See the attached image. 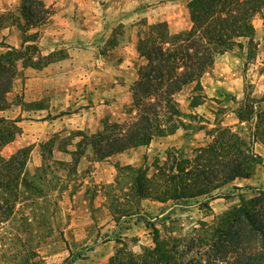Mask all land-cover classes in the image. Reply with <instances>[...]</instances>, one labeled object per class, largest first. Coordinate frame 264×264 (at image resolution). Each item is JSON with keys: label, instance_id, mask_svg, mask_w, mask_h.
<instances>
[{"label": "rangeland", "instance_id": "obj_1", "mask_svg": "<svg viewBox=\"0 0 264 264\" xmlns=\"http://www.w3.org/2000/svg\"><path fill=\"white\" fill-rule=\"evenodd\" d=\"M5 1L0 0V10L13 13L5 25L20 31V0H10L9 4ZM96 1L102 5L124 0ZM170 1L159 0L155 4L166 8ZM174 1H182L187 7L191 0ZM143 6L147 4L143 2ZM144 22L141 19L139 24ZM252 25L253 44L247 47L241 41L242 48L235 47L217 57L218 72L210 69L203 75L209 84L230 77L226 91L207 97L199 79L176 96L186 115L185 127L178 129L180 134L166 149L138 146L131 148L124 160L119 154L95 161L96 164L90 160L91 148L84 144L104 124L130 119L127 111L132 96L122 106L105 103L112 104L108 108H102L104 103L100 101L84 99L73 103L74 109L88 110L84 123L90 129H58L48 134V140L42 137L30 144L20 137V143L30 149H19L22 153L18 161H30L32 165L25 170L26 188H13L11 195L4 197L0 190V264H203L207 250L203 245L205 230L248 199L253 189L264 187V145L258 139L259 130L255 133L253 127L258 121L264 124V8L253 17ZM28 34L20 32L19 37L22 40ZM121 34V26L115 27L99 53L78 55L77 60L118 62L121 53L115 46ZM58 51L66 53L63 49ZM20 66L18 63L15 80L23 79ZM196 103L203 107L193 112L190 105ZM11 104L29 111L49 105L25 104L19 95L8 102V108ZM249 108L255 113L263 108V116L248 115ZM238 112L242 122L237 118ZM34 115L32 120H42L41 114ZM4 125L2 122L0 129ZM6 125L14 139L22 133L16 123ZM221 128L237 135L255 155L246 172L248 176L212 189L209 194L202 191L185 195L202 189L199 182L193 184L185 176L193 167L186 162L204 161L199 150L206 148ZM81 151L91 163H81L82 156L75 162L78 155L74 153ZM34 161L38 165L34 166ZM81 164L84 166L78 171ZM201 178L197 177L198 181ZM136 182L142 185L140 191Z\"/></svg>", "mask_w": 264, "mask_h": 264}, {"label": "trees", "instance_id": "obj_2", "mask_svg": "<svg viewBox=\"0 0 264 264\" xmlns=\"http://www.w3.org/2000/svg\"><path fill=\"white\" fill-rule=\"evenodd\" d=\"M263 8L264 0H191L187 6L188 29L173 34L166 22L146 25L136 45L145 64L138 68L137 79L130 89L132 103L127 111L130 119L122 123H106L101 131L89 137L84 146L91 148L90 160H106L131 148L147 146L154 137L172 135L177 129H184L186 115L179 108L177 94L185 87L198 83L218 55L235 47L242 48L243 40L250 47L254 36L252 19ZM19 9L23 21L20 28L22 34L46 24L53 14L51 7H47L42 0H20ZM11 17L12 12L0 14V29L7 26L5 24ZM28 36L22 39L20 48L0 43V47L6 48L0 53V110L8 108L7 95L18 75V63L23 68L41 69L67 56L60 51L41 55L36 45L38 32ZM27 42L30 45H24ZM197 105L200 104H191L190 107ZM247 111L248 115L263 116V108L256 113L252 112V108ZM237 118L243 121L241 112L237 113ZM18 120L0 118V124L5 123L0 129V148L14 139L6 124ZM253 127L255 133L259 130L258 139L264 145V124L258 121ZM23 148L24 151L30 149ZM19 149L8 158L0 156V190L3 197L11 195L13 188L19 190L28 185L25 172L27 161H18L22 153ZM199 151L203 153L204 161L186 162L193 167L186 171L185 176L193 184L199 182L202 189L185 194L187 196L209 194L212 189L247 177L246 172L255 156L237 135L226 128L219 129L212 142ZM82 154V151L74 153L78 155L75 162ZM199 176L201 181L197 179ZM136 184L140 191L142 185ZM203 241L207 248L203 253V264H264V187L253 189L248 199H243L240 205L231 208L209 226Z\"/></svg>", "mask_w": 264, "mask_h": 264}, {"label": "crops", "instance_id": "obj_3", "mask_svg": "<svg viewBox=\"0 0 264 264\" xmlns=\"http://www.w3.org/2000/svg\"><path fill=\"white\" fill-rule=\"evenodd\" d=\"M42 1L47 7H51L53 14L46 24L32 28L27 33L38 32L36 44L41 55L47 56L63 49L67 56L62 60L50 62L41 69L19 67L23 79L15 80L11 92L7 95V101L11 102L19 95L25 104L40 102L49 103V105L41 106L39 110L29 111L25 107L22 109L21 105L11 104L9 108L0 110V118L5 120L20 119L15 123L22 130L17 138L1 146L0 156L8 157L13 154V151L26 147L27 144L41 141L42 137L48 140L50 137L48 134L55 133L58 129H90L84 123L85 117L89 115L88 110L77 107L74 109L73 103H79L84 99L95 101V103L100 101L104 103L102 108H108L112 104L106 106L105 103L122 106L130 102L131 86L137 79L138 68L145 62L136 50L142 29L146 25L166 22L169 32L174 34L186 30L190 26L187 7L182 1L171 0L166 8L163 7L164 9L155 4L159 0H124L102 5L96 0ZM5 2L9 4L12 1L6 0ZM143 2L147 4L146 7L143 6ZM104 6L107 7L106 10L103 9ZM3 11L5 9L2 8L0 14H3ZM141 19L145 20V24H139ZM117 26L122 28V34L118 36L117 40L119 43L115 46V49L118 48L121 53V60L116 63L77 60L78 55L99 53ZM16 29L13 26L1 28L0 43L12 48H20L23 41L19 37L20 31ZM5 50L6 48L0 47V53ZM217 57L210 68L213 73L218 72ZM215 77L218 78L217 75ZM229 78L227 77L226 81L213 80L209 84L208 79L202 76L200 81L204 94L209 97L226 91L228 88L226 86L230 82ZM69 107L70 109H68ZM202 107L203 105H197L190 107V110L195 112ZM63 110L64 113H62ZM34 114H41L39 117L42 120H32L35 117ZM104 115H99V117ZM37 128L40 129V134L35 132ZM179 129L184 130L183 128ZM90 133L92 134L93 131ZM179 134L177 129L172 135L154 137L148 148L166 149L172 145ZM20 137H23L24 140L28 139V143L22 145L19 141ZM38 138L40 139L38 140ZM54 149L58 150L59 147H54ZM133 149L120 153L118 156L124 160L125 154ZM88 154L92 155L90 151ZM82 161L91 163L84 156L80 159L81 163ZM37 163L38 161H34L33 165L36 166ZM30 164L32 165L28 161L25 170H28V166L31 167ZM94 164L96 163L94 162ZM83 166L81 164L78 171Z\"/></svg>", "mask_w": 264, "mask_h": 264}]
</instances>
